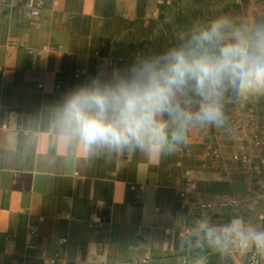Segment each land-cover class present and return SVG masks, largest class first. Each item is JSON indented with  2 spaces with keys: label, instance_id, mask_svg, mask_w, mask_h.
<instances>
[{
  "label": "crops",
  "instance_id": "1",
  "mask_svg": "<svg viewBox=\"0 0 264 264\" xmlns=\"http://www.w3.org/2000/svg\"><path fill=\"white\" fill-rule=\"evenodd\" d=\"M38 2L40 16L29 17V5ZM222 13L264 14V0H0V264L248 259L250 252L201 253L189 238L203 219L240 217L264 228V173L254 160L251 168L224 165L240 143L256 153L259 126L238 124L263 119L264 100L230 109L227 138L193 131L172 154L128 153L51 169L19 157L10 124V114L32 113L103 66H123L178 27Z\"/></svg>",
  "mask_w": 264,
  "mask_h": 264
},
{
  "label": "clouds",
  "instance_id": "2",
  "mask_svg": "<svg viewBox=\"0 0 264 264\" xmlns=\"http://www.w3.org/2000/svg\"><path fill=\"white\" fill-rule=\"evenodd\" d=\"M264 100V14L222 13L178 27L123 65L103 66L51 103L10 114L19 157L51 169L115 155H168L193 131L232 134L229 111ZM201 253L264 257V228L233 217L194 224Z\"/></svg>",
  "mask_w": 264,
  "mask_h": 264
},
{
  "label": "built area",
  "instance_id": "3",
  "mask_svg": "<svg viewBox=\"0 0 264 264\" xmlns=\"http://www.w3.org/2000/svg\"><path fill=\"white\" fill-rule=\"evenodd\" d=\"M41 12V4L38 2L37 4L29 5L28 15L31 18H38L40 16ZM257 120V119H256ZM252 117H247L239 122L238 128L241 126L243 128H248L252 125L257 124L259 126L258 130H256L252 134V143L254 147L256 148V153H252L250 147L245 143H240L236 150L231 154V157L228 160L224 161V165L228 168L230 164H238L243 167H249L251 168L252 162L257 164V167L260 168V172L264 173V118L260 121H256ZM256 125V126H257ZM233 127H237V124H232ZM235 129V128H234ZM209 153L215 154L216 151L208 152L205 154L206 158ZM206 165V162L203 163V166ZM263 194H264V183L261 185ZM231 203H235L234 200L231 201ZM208 204L207 203H200L199 208L207 211L208 210ZM205 215V213H204ZM15 263H18V261L15 259ZM140 262V261H138ZM240 264H264V257H260L256 255L254 252L249 253V257L247 260L240 261Z\"/></svg>",
  "mask_w": 264,
  "mask_h": 264
},
{
  "label": "trees",
  "instance_id": "4",
  "mask_svg": "<svg viewBox=\"0 0 264 264\" xmlns=\"http://www.w3.org/2000/svg\"><path fill=\"white\" fill-rule=\"evenodd\" d=\"M218 260H220V258L216 256L214 260L209 261V264H214L215 262H218Z\"/></svg>",
  "mask_w": 264,
  "mask_h": 264
}]
</instances>
